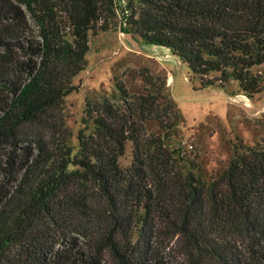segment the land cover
Instances as JSON below:
<instances>
[{
  "label": "trees",
  "instance_id": "trees-1",
  "mask_svg": "<svg viewBox=\"0 0 264 264\" xmlns=\"http://www.w3.org/2000/svg\"><path fill=\"white\" fill-rule=\"evenodd\" d=\"M16 1L26 13L0 0V264H264V146L205 180L171 147L181 116L147 75L142 94L119 83L114 98L86 100L74 156L65 98L115 0ZM138 2L127 32L170 49L203 89L263 91L252 70L264 65V0Z\"/></svg>",
  "mask_w": 264,
  "mask_h": 264
},
{
  "label": "rangeland",
  "instance_id": "rangeland-1",
  "mask_svg": "<svg viewBox=\"0 0 264 264\" xmlns=\"http://www.w3.org/2000/svg\"><path fill=\"white\" fill-rule=\"evenodd\" d=\"M8 1L26 13L24 5L16 0ZM130 2L140 6L138 0H115L116 17L109 19L108 29L97 34L90 32L85 70L72 80L81 89L65 98L64 115L66 127L73 133L69 145L75 149L74 156L78 154L76 137L83 128L86 100L94 103L114 98L119 83H124L131 94H142L147 87L143 81L147 75L166 81V92L180 113L171 147L189 159L197 157L205 180L221 174L236 150L241 153L242 147L264 146V89L253 99L241 94L235 82L225 88L203 89L200 79L170 49L145 43L127 32ZM37 33L38 28L30 24L29 33L23 37ZM252 72L264 81V65ZM148 128L156 135L160 133L156 122ZM132 149L133 144L128 142L125 155L120 158L123 169L132 165Z\"/></svg>",
  "mask_w": 264,
  "mask_h": 264
}]
</instances>
